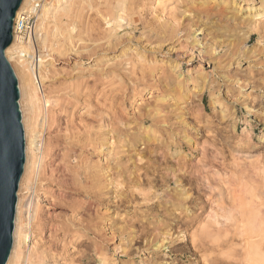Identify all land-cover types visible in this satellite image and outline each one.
I'll use <instances>...</instances> for the list:
<instances>
[{
    "label": "rangeland",
    "instance_id": "1",
    "mask_svg": "<svg viewBox=\"0 0 264 264\" xmlns=\"http://www.w3.org/2000/svg\"><path fill=\"white\" fill-rule=\"evenodd\" d=\"M57 6L42 46L21 41L47 61L32 84L50 146L20 182L12 264H248L244 232L264 244V0Z\"/></svg>",
    "mask_w": 264,
    "mask_h": 264
},
{
    "label": "water",
    "instance_id": "2",
    "mask_svg": "<svg viewBox=\"0 0 264 264\" xmlns=\"http://www.w3.org/2000/svg\"><path fill=\"white\" fill-rule=\"evenodd\" d=\"M24 0H0V264L14 246L18 190L26 164V136L17 75L6 56Z\"/></svg>",
    "mask_w": 264,
    "mask_h": 264
},
{
    "label": "bare ground",
    "instance_id": "3",
    "mask_svg": "<svg viewBox=\"0 0 264 264\" xmlns=\"http://www.w3.org/2000/svg\"><path fill=\"white\" fill-rule=\"evenodd\" d=\"M54 1V2H53ZM59 0H49V1H45V5H43L42 7V10L40 12V21H41V25L40 26H43L45 24L46 21L49 20L50 18V15H56L57 13H59V9L60 7L57 6V3H58ZM32 0H24L20 10L18 11L17 15L19 16L20 13L26 8L28 7L30 4H31ZM69 5V4H68ZM62 6V5H61ZM71 7V6H70ZM68 12V11H67ZM52 17V16H51ZM54 17V16H53ZM55 18V17H54ZM175 18H173L174 20ZM123 20V19H122ZM176 20H177V17H176ZM176 20L174 21V23L176 22ZM172 22V20H171ZM123 24V23H122ZM179 25V24H178ZM176 26V25H175ZM119 27V26H118ZM178 27V26H177ZM41 28V27H40ZM43 28V27H42ZM58 28V27H57ZM116 28V27H115ZM42 29H38V32H37V35L41 34ZM183 30V29H182ZM184 31V30H183ZM182 32V31H181ZM197 32V31H196ZM199 32V31H198ZM44 34V33H42ZM180 34V33H178ZM248 35V34H247ZM46 36V35H45ZM179 36V35H178ZM181 36V35H180ZM42 37V36H41ZM40 38V37H39ZM247 39V38H246ZM37 42V44L40 46L43 45L44 43V40L43 39H36L34 40ZM248 41V40H247ZM165 44V43H164ZM196 44V43H194ZM107 45V44H106ZM198 45V44H196ZM200 46V45H199ZM198 46V47H199ZM162 48V46H160V49ZM201 48V47H199ZM155 49V48H154ZM153 49V50H154ZM163 49V48H162ZM201 50V49H199ZM174 51V50H173ZM189 51V50H188ZM28 49L24 46H22L21 44V41L18 40V38L14 39V42L13 44L8 48V50L6 51V56L9 59H11L13 56H14V59L16 58L17 59V65H18V68H19V71L17 69V76L19 77L20 79V84H19V88L21 87V90H22V97H23V101H22V109L21 111H23V114H22V120H23V126H24V130L26 132V152H27V167L25 166V170H26V173H25V176L24 178L21 180L23 183L26 182V180L28 181V179H30V176L33 175V174H36L38 171H36V166H41L42 162H43V157L38 155V153L43 149V146L45 147H49L50 144L48 145V143L46 144V142L44 141V136L42 134V132H40V128L42 127V123L43 126L45 125V122H44V119H39L42 114V109H41V99L39 98L40 96H38V89L35 88L36 86H34V84H32V78H37L38 75H40V73L37 72V70H34L33 69V61L32 62H28L26 61L25 59H30L32 58L34 60V58H36V60L38 59L39 62L37 61V63H39V68H43L44 65L47 64V61L46 60H43L45 57L43 56H39V58L35 57V54L34 55H30ZM204 52V51H203ZM35 53V52H34ZM127 53V52H126ZM178 53V52H177ZM202 53V52H201ZM200 53V55H202ZM13 55V56H12ZM179 55V54H178ZM188 55V54H187ZM82 56V55H81ZM95 56V55H94ZM24 58V59H22ZM179 58V57H178ZM15 59V60H16ZM193 59V58H192ZM198 59V57H197ZM14 60V62H15ZM203 61V57L201 59ZM13 62V61H12ZM16 64V62H15ZM38 73V74H37ZM17 77V78H18ZM41 79H43L42 76H40ZM40 79V78H38ZM48 80V79H47ZM19 81V80H18ZM38 81V80H37ZM44 81V80H42ZM158 82V81H157ZM233 83V81H231ZM159 83V82H158ZM235 83V82H234ZM21 90H20V93H21ZM24 103H27L26 104V107L27 109L29 108L30 110V113L32 115V119L30 120V118L27 116L30 114H27V110L25 108V105ZM21 106V104H20ZM162 112V111H161ZM155 113V112H154ZM146 114V113H145ZM151 117V115H150ZM47 119V118H46ZM67 119V118H66ZM31 121V122H30ZM161 121H164L163 118H152V122H161ZM144 124H146L147 120H144L143 121ZM149 122V121H148ZM150 123V122H149ZM163 124V123H162ZM161 124V125H162ZM166 123H164L165 125ZM168 124V122H167ZM159 125V124H158ZM45 127V126H44ZM43 127V128H44ZM155 134V133H154ZM147 136V135H146ZM149 136V135H148ZM147 136V137H148ZM189 137V136H188ZM186 138V137H185ZM97 140V139H96ZM149 140V139H148ZM151 141V140H150ZM193 142V141H192ZM191 145V144H190ZM62 146V145H61ZM100 147V146H99ZM166 147V146H165ZM172 147V146H171ZM100 150V149H99ZM95 154V153H94ZM140 154V153H139ZM77 155V154H76ZM84 155V154H83ZM144 155V154H143ZM179 157V156H178ZM138 158V157H137ZM168 159V158H167ZM136 160V159H135ZM139 161H142L141 158H138ZM170 160V159H169ZM184 160V159H183ZM186 160V159H185ZM188 160V159H187ZM138 161V162H139ZM179 163V162H178ZM183 163V162H182ZM135 164V163H134ZM137 164V163H136ZM184 164V163H183ZM143 166V165H142ZM141 166V167H142ZM183 167V166H182ZM181 167V168H182ZM100 170V169H99ZM174 170H177V169H174ZM179 170V168H178ZM183 172H184V168L182 169ZM106 171V170H105ZM175 172V171H174ZM177 172V171H176ZM105 173V172H104ZM107 173V172H106ZM109 173V172H108ZM107 173V178H110L111 176L108 175ZM261 173V172H260ZM80 174V173H79ZM110 174V173H109ZM178 174V173H177ZM180 174V173H179ZM83 175H85L83 173ZM82 175V176H83ZM97 174H95L96 176ZM105 176V175H104ZM137 176H140V175H137ZM136 176V177H137ZM142 178V176H140ZM138 177V178H140ZM82 179V177H80ZM106 178V177H105ZM106 178V179H107ZM113 178V177H112ZM112 178L108 179L110 182L112 181ZM140 178V180H141ZM115 179V178H114ZM137 180V179H135ZM144 180V179H143ZM148 180V179H147ZM162 180H166L167 182V179L166 178H162ZM170 180H175V182L179 181L180 178L177 177V175H173L172 178ZM82 181V180H81ZM115 181V180H114ZM112 181V182H114ZM181 181V180H180ZM94 182V181H93ZM145 182H146V179H145ZM148 182V181H147ZM150 182V181H149ZM148 182V183H149ZM165 182V183H166ZM89 183V181H88ZM116 183V182H115ZM114 183V184H115ZM151 183V182H150ZM181 183V182H180ZM22 184V183H21ZM167 185V183H166ZM19 203L17 204V213H16V219H15V230H14V246H13V249H14V252L13 254L11 253L12 256H10L11 260L9 259L10 263L9 264H12L15 257L18 255V253L16 254V251L18 249H21L23 248V246L25 245V243L27 242V238H28V233L26 232V228L28 227V224H26V222L28 223V221L25 222V217H23L24 215L22 214L21 212V209L23 207L22 203L20 202V198H19ZM25 205V204H24ZM25 207V206H24ZM32 209H35V202H33L32 200V203H31V208H29V210L31 211ZM27 210V209H26ZM33 211V210H32ZM25 214V213H24ZM31 217V216H30ZM30 219V218H29ZM30 224V222H29ZM246 226V225H245ZM204 227V226H203ZM218 228V227H217ZM251 233V231H250ZM242 234V233H241ZM244 236H247L245 242H244V246H245V250H246V260L249 262L248 264H264V244L258 239V241L255 240V238L253 237H250V235L248 233H245L243 234ZM253 235V233H252ZM239 237V236H238ZM165 240V239H164ZM244 250V249H243ZM8 261V262H9Z\"/></svg>",
    "mask_w": 264,
    "mask_h": 264
},
{
    "label": "built area",
    "instance_id": "4",
    "mask_svg": "<svg viewBox=\"0 0 264 264\" xmlns=\"http://www.w3.org/2000/svg\"><path fill=\"white\" fill-rule=\"evenodd\" d=\"M45 0H32L31 4L26 7L20 15L16 16L14 21V39L18 38L20 41H25L26 39L32 41L33 49L34 45H37L36 40L39 36L37 34L38 26L40 23V12L42 10L43 5L45 4ZM38 36V37H37ZM35 52V50H34ZM40 55H36L35 57L39 58ZM33 69L38 70L39 68V60L34 58L32 59Z\"/></svg>",
    "mask_w": 264,
    "mask_h": 264
}]
</instances>
